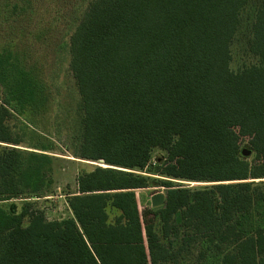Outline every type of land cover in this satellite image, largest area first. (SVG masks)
Segmentation results:
<instances>
[{"label":"trees","instance_id":"16d2710c","mask_svg":"<svg viewBox=\"0 0 264 264\" xmlns=\"http://www.w3.org/2000/svg\"><path fill=\"white\" fill-rule=\"evenodd\" d=\"M37 21L0 52V264H264V0L86 1L67 42L75 190L52 220L34 206L52 156L15 147L6 124L37 105L20 46ZM236 44L252 61L232 68ZM154 148L166 156L145 171ZM153 187L163 203L140 209Z\"/></svg>","mask_w":264,"mask_h":264},{"label":"rangeland","instance_id":"374dc122","mask_svg":"<svg viewBox=\"0 0 264 264\" xmlns=\"http://www.w3.org/2000/svg\"><path fill=\"white\" fill-rule=\"evenodd\" d=\"M86 1L76 0L72 7L68 8L70 11L66 9V0H58L56 4L54 1L47 4V0L0 1V52L11 34L19 35L21 26L28 24L35 26L37 20L40 21L39 34L34 33L35 36H31L33 43L29 40L28 43L20 45L29 56L28 63L33 66L34 78H37L39 90L37 105L30 113L27 112L26 116L11 113L6 119V124L13 138L19 141V145L15 147L52 156L48 173L52 176L53 182L44 193L45 196L34 201V206L43 210L49 220L69 216L66 197L75 190L78 159L71 156V151L78 142L76 130L79 122V98L68 66L67 42ZM8 15L9 19L4 18ZM241 47L240 44L233 47L232 68L252 61L249 55L242 52ZM25 66L28 68L26 64ZM6 99L5 89L0 85V101L5 102ZM206 127L211 134L219 130L210 123ZM165 156L164 150L154 148L145 171L152 170L158 160H163ZM248 158L251 159L250 156ZM83 161L87 164H97ZM141 173L148 175L146 172ZM256 182L264 191V178L257 179ZM184 183H189L190 186L197 184ZM158 192L164 193V189L162 187L137 189L139 208L150 207V197ZM13 201L19 203L16 199ZM113 214L114 211L111 212V216ZM197 254L198 252L195 253L192 264H201L200 262L206 260L203 257L197 258ZM205 255L206 258L207 256L211 258L206 264H219L215 260L216 257H211L210 251H206Z\"/></svg>","mask_w":264,"mask_h":264},{"label":"water","instance_id":"95a60500","mask_svg":"<svg viewBox=\"0 0 264 264\" xmlns=\"http://www.w3.org/2000/svg\"><path fill=\"white\" fill-rule=\"evenodd\" d=\"M240 153L242 156H249L250 150L243 148ZM163 201H164V194L161 192L155 193L150 197V204L153 207L160 206L163 203Z\"/></svg>","mask_w":264,"mask_h":264}]
</instances>
